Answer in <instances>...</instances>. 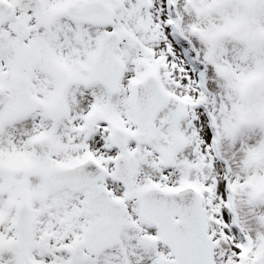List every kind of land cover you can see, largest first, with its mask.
<instances>
[{
	"label": "snow or ice",
	"instance_id": "obj_1",
	"mask_svg": "<svg viewBox=\"0 0 264 264\" xmlns=\"http://www.w3.org/2000/svg\"><path fill=\"white\" fill-rule=\"evenodd\" d=\"M0 264H264V0H0Z\"/></svg>",
	"mask_w": 264,
	"mask_h": 264
}]
</instances>
